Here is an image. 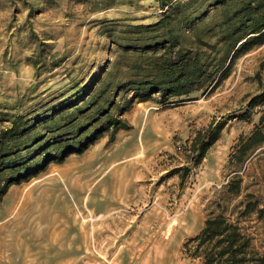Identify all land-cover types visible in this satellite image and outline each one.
<instances>
[{"label": "rangeland", "instance_id": "obj_1", "mask_svg": "<svg viewBox=\"0 0 264 264\" xmlns=\"http://www.w3.org/2000/svg\"><path fill=\"white\" fill-rule=\"evenodd\" d=\"M97 1L0 0V101L28 87L48 94L68 85V68L89 78L112 57L107 35L153 23L162 11L157 0ZM38 45L58 61L36 75L30 57ZM261 63L264 43L239 53L212 88L134 101L124 113L131 127L114 142L103 134L10 185L0 200V264H202L188 240L227 177L237 172L243 192L264 199V144L241 163L231 157L239 139L264 124ZM219 122L218 137L192 163L191 138ZM240 197L229 201L232 217ZM240 219L264 249V217Z\"/></svg>", "mask_w": 264, "mask_h": 264}, {"label": "trees", "instance_id": "obj_2", "mask_svg": "<svg viewBox=\"0 0 264 264\" xmlns=\"http://www.w3.org/2000/svg\"><path fill=\"white\" fill-rule=\"evenodd\" d=\"M157 2L162 9L157 21L107 35L114 46L112 57L89 78L68 68V85L48 94H33L34 87H28L14 101H0V200L10 185L82 152L103 134L113 141L118 130L131 127L124 113L134 101L157 95L164 102L212 88L239 53L264 43V0ZM36 50L30 58L39 75L38 68L50 70L58 59L39 45ZM44 58L52 63L44 65ZM223 124L210 123L195 132L189 146L192 163L200 162ZM262 144L264 124L242 136L231 157L241 163ZM238 196V213L232 217L229 201ZM205 210L202 228L188 240L193 243L190 255L201 257L202 264H264V249L254 246L240 219L250 212L264 217V199L243 192L237 172L227 177Z\"/></svg>", "mask_w": 264, "mask_h": 264}, {"label": "crops", "instance_id": "obj_3", "mask_svg": "<svg viewBox=\"0 0 264 264\" xmlns=\"http://www.w3.org/2000/svg\"><path fill=\"white\" fill-rule=\"evenodd\" d=\"M126 112H127V111H126ZM126 112H125V113H126ZM122 130H127V129H120V130H118V132L116 133V135L119 134V132H121ZM107 139H108V137H107ZM115 139H116V138H114L113 142L115 141ZM100 140H103V139H100Z\"/></svg>", "mask_w": 264, "mask_h": 264}]
</instances>
